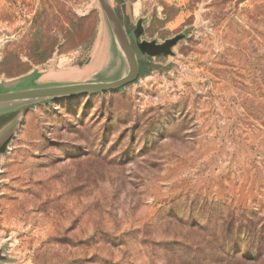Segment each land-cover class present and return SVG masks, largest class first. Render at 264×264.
I'll return each mask as SVG.
<instances>
[{
    "label": "rangeland",
    "instance_id": "1",
    "mask_svg": "<svg viewBox=\"0 0 264 264\" xmlns=\"http://www.w3.org/2000/svg\"><path fill=\"white\" fill-rule=\"evenodd\" d=\"M109 1L148 71L0 104V264H264V0ZM128 69L99 0H0L3 91Z\"/></svg>",
    "mask_w": 264,
    "mask_h": 264
},
{
    "label": "water",
    "instance_id": "2",
    "mask_svg": "<svg viewBox=\"0 0 264 264\" xmlns=\"http://www.w3.org/2000/svg\"><path fill=\"white\" fill-rule=\"evenodd\" d=\"M99 3L108 18V21L112 27L113 32L122 48V51L126 57L129 65L127 74L119 80L113 82H93L86 84H77L70 86H48V87H34L29 89L11 90L8 92L0 93V104L13 102V101H24L38 98H52L57 96H66L77 93L103 91L108 89H118L125 84L132 82L139 74V66L137 57L129 41L128 35L122 25L120 18L118 17L115 9L111 5L109 0H99ZM139 34V33H138ZM138 36V35H137ZM172 40H167L161 44H156L154 41H142L137 42L138 47L141 51L148 55H157L160 53H169L170 45ZM19 121L16 122L13 130L6 137L2 146L0 147V154H3L8 149V144L14 136L15 130L18 128ZM0 249V260H6L7 256L1 254Z\"/></svg>",
    "mask_w": 264,
    "mask_h": 264
},
{
    "label": "crops",
    "instance_id": "3",
    "mask_svg": "<svg viewBox=\"0 0 264 264\" xmlns=\"http://www.w3.org/2000/svg\"><path fill=\"white\" fill-rule=\"evenodd\" d=\"M138 26L141 28V22H140V21L138 22ZM138 38H139V37H138ZM138 38H137V42H142V40H140V39L138 40ZM3 92H8V91H3V89H0V93H3ZM16 109H17V108L10 109L9 111H6V112H2V113H0V115H1V114L12 113V112H14ZM18 109H19V108H18ZM3 154H4V153H3ZM3 154H0V156L3 155ZM1 254L6 255V254L4 253L3 250H1ZM0 261H4V260H0Z\"/></svg>",
    "mask_w": 264,
    "mask_h": 264
},
{
    "label": "trees",
    "instance_id": "4",
    "mask_svg": "<svg viewBox=\"0 0 264 264\" xmlns=\"http://www.w3.org/2000/svg\"><path fill=\"white\" fill-rule=\"evenodd\" d=\"M116 11V10H115ZM116 13H117V15H118V17L120 18V20H121V17H120V15H119V13L116 11ZM122 22V21H121ZM123 25V24H122ZM125 31H126V33H127V30L125 29ZM137 62H138V66H139V74H141V75H144L147 71H148V69H147V64H145L144 65V67H142L141 66V62L139 61V59L137 58ZM8 114H11V113H8ZM4 115H6V114H4Z\"/></svg>",
    "mask_w": 264,
    "mask_h": 264
}]
</instances>
